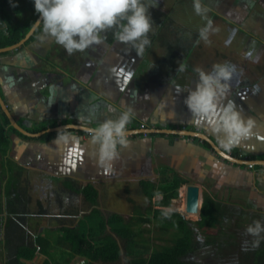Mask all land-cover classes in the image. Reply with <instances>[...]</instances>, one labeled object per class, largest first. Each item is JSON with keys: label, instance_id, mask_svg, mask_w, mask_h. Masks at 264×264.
Returning a JSON list of instances; mask_svg holds the SVG:
<instances>
[{"label": "crops", "instance_id": "obj_1", "mask_svg": "<svg viewBox=\"0 0 264 264\" xmlns=\"http://www.w3.org/2000/svg\"><path fill=\"white\" fill-rule=\"evenodd\" d=\"M258 24L264 27V18ZM53 41L39 32L23 44L0 51V95L12 118L0 106V123L9 135L7 158L29 172L27 181L33 187L34 211L38 210L36 199L46 201L44 209L49 215L45 220L57 222L55 215L65 210L53 209L60 204L53 200L56 194L51 193L65 191L59 184L63 179L77 181L80 187L93 184L102 201L110 199L114 194L112 189L116 191L117 186L130 197L134 195L146 201L141 183L158 187L180 177L185 181L178 189L180 194L189 183L199 186V212L203 193L207 192L225 208L235 211L228 212L231 214L228 221H234L239 212H244L250 220L264 216L262 73H256L246 86L228 81L229 89L219 106L233 104L245 120L253 122V127L247 139L225 150L219 144L221 134L213 132L208 121L193 117L183 104L188 90L194 89L197 77L164 79L157 72V61L148 66L146 55L136 58L133 51L119 52L113 42L107 41L86 49L84 58L79 55L75 68L54 64L53 70L44 76L40 72H46L47 62L55 61L50 52ZM138 69L150 71L149 76L133 81V74L137 77L141 74ZM93 106H97L95 118L90 123L80 119L87 117ZM127 109L133 113L126 129L129 143L119 148V158L113 161L109 171L99 166L96 145L87 128L96 127L108 118L115 119ZM1 111L7 118L6 124ZM141 123L147 127L140 128ZM58 135L69 138L67 142H57ZM240 154L249 156L252 167L247 162L229 159ZM77 194L87 207L85 211L78 210L75 222L82 213L90 212L83 194ZM159 195H153L151 200ZM144 201L142 208L151 209V201L147 200V204ZM106 206L103 201L100 207L103 212L121 213ZM57 225L52 229L60 226ZM44 226L40 224L38 229Z\"/></svg>", "mask_w": 264, "mask_h": 264}, {"label": "trees", "instance_id": "obj_2", "mask_svg": "<svg viewBox=\"0 0 264 264\" xmlns=\"http://www.w3.org/2000/svg\"><path fill=\"white\" fill-rule=\"evenodd\" d=\"M18 1L13 0L15 4ZM7 7L13 8L9 0H0V15L5 23V28L0 29V48L15 44L25 37L39 16L34 10L32 0H26L28 10L23 20L14 19ZM41 29L42 27L38 28L36 33ZM111 31L113 35L115 29ZM1 115L6 124L7 118L2 111ZM8 149L9 135L0 124V157H3L0 159V200L2 195H5L8 198L5 204H12V208L6 205L7 215L0 216V260L3 264H53V250L56 248L59 256L66 262L68 256L78 255L85 258L87 264H115L122 258L126 259L127 264H264V234H261L259 246L254 247L253 241L257 238L245 231L255 220L264 224V216H255L250 220L245 218L244 212H239L234 221H228L231 215L228 212L235 211L225 208L207 192L203 193L199 219L195 221L185 218L181 206L179 211L182 214L178 211L154 209V218L159 216L157 220H161V227L173 226L175 234L170 245L152 249L149 239H138L143 231L149 232L139 226L152 221L147 215V209L128 217L118 212H103L100 208L103 201L99 198L96 186L86 184L80 187L75 181H65L64 185L68 189L83 194L85 201L92 208L87 215L91 217L100 213L103 217L99 220L98 228L91 225L85 227L87 222L81 219L84 215L75 222L78 209L72 212L68 206L69 212L65 209L60 217H56L60 225L55 230L58 237L44 235L42 228L38 230V227L49 215L44 209L46 201L36 199L38 210L34 211L35 206H31L34 202L31 196L33 187L27 179H22L23 176L19 173L21 167L7 157L4 158ZM6 174H9L7 183L2 189ZM183 183V178L175 177L168 184L161 183L158 187L150 183L148 185L147 182L141 184L148 200L151 201L155 194H161L157 204L164 207L169 206L172 199L177 197L178 189ZM183 190L186 192V187ZM3 211L5 210L0 209V213ZM89 223L93 224L91 221ZM32 230L34 234L31 233ZM199 247L212 249L208 258L190 259V254L197 252Z\"/></svg>", "mask_w": 264, "mask_h": 264}, {"label": "clouds", "instance_id": "obj_3", "mask_svg": "<svg viewBox=\"0 0 264 264\" xmlns=\"http://www.w3.org/2000/svg\"><path fill=\"white\" fill-rule=\"evenodd\" d=\"M12 7L16 4L9 0ZM39 19L32 24L61 45L69 55L83 52L105 39L102 33L115 29L113 37L117 42L131 45L138 54H143L150 44L148 34L152 31L153 19L150 9L158 0H32ZM194 12L205 16L208 9L201 0H193ZM3 23V22H0ZM212 22L199 30L200 38L207 41ZM185 66L180 67L184 71ZM198 80L194 89H189L183 104L198 120L209 122L213 132L221 134V148L230 150L251 135L253 122L245 120L233 104L220 107L219 101L229 89L228 81L232 69L225 64H214L210 71L194 69ZM181 90L178 88L177 93ZM109 111H115L112 108ZM97 106L88 110V116L80 119L90 123L95 118ZM132 110L127 109L115 118H108L96 127L87 128L91 141L96 145V157L100 167L111 170L112 163L119 158V148L127 146V125L132 118ZM69 137L58 135L57 142H67ZM246 233L255 237L253 246L258 247L264 224L253 221Z\"/></svg>", "mask_w": 264, "mask_h": 264}, {"label": "flooded vegetation", "instance_id": "obj_4", "mask_svg": "<svg viewBox=\"0 0 264 264\" xmlns=\"http://www.w3.org/2000/svg\"><path fill=\"white\" fill-rule=\"evenodd\" d=\"M201 2L208 9L203 17L194 12L193 0H158L157 6L150 9L154 23L152 31L148 34L150 44L145 47L143 54H138L131 45L111 39L113 36L111 30L102 33V36L105 37L103 41L113 42L119 52L133 51L135 55L137 54L136 58H139V55L148 57V52L151 51V48L154 49V57L150 59L145 57V62L148 59L149 66L154 64L153 60L157 61V72L167 80L198 78V73L194 69L210 71L214 64L228 65L232 69L230 80L240 86L249 85L258 72L264 76V27L258 24V20L264 18V0H201ZM190 4L192 5L191 13H189ZM183 5L188 8L186 10L188 13H184ZM193 17V22H191ZM208 20L212 22V29L205 41L200 38L199 30L206 25ZM0 21L3 22L1 15ZM37 29L34 30V35H36ZM39 32L43 33L42 29L37 33ZM186 35L188 40H186ZM50 52L53 56L52 60L55 61L47 62L46 72H40L44 76L49 74V70H53L54 64L62 65L68 69L75 68L77 59L80 58L79 55L82 58L85 56V51L69 55L55 41L50 47ZM43 64L44 61L41 65L43 66ZM182 65L185 66L184 71H180ZM149 69L152 70V67ZM138 70L141 74L138 77L133 74L131 76L133 81L143 80L150 74V71L145 69ZM120 75L123 74L120 73ZM6 157L8 155L4 158ZM243 157L245 156L240 154L236 158L244 159ZM23 172L25 171L23 170ZM28 173V171L25 175L21 173L22 179H28ZM3 179L6 184L8 179L6 175ZM64 182L63 179L59 184L61 188H65V191H53L51 195L56 194L57 196L53 200L60 204V207L64 208L63 210L70 206L69 211L75 212L77 211L75 209L85 211L87 204L82 199L80 200L76 192L68 189ZM75 182L79 184V182ZM47 185H51V183ZM22 186L24 187V185ZM51 200V198H47V201L51 202ZM89 209L91 210L90 207Z\"/></svg>", "mask_w": 264, "mask_h": 264}, {"label": "rangeland", "instance_id": "obj_5", "mask_svg": "<svg viewBox=\"0 0 264 264\" xmlns=\"http://www.w3.org/2000/svg\"><path fill=\"white\" fill-rule=\"evenodd\" d=\"M16 5L17 6H15L13 8L7 7V10L14 17V19L21 20L26 15V13H27L26 10H28V7H26V0H19L16 3ZM182 9L184 10V13H188L186 11L188 8L187 7L185 8L184 5L182 6ZM191 12H192V5L190 4L189 13H191ZM193 19H194V17L191 18V22H193ZM0 22H2V21H0ZM2 26L5 27L4 23H0V29H4ZM187 35H186V40H188ZM148 54H149L148 55L149 59L151 57L153 58L154 57L153 55L155 54V50L152 49ZM19 173L20 174L23 173L24 175L26 174V172H23L22 169L19 171ZM6 177L8 178V174H6ZM4 186H5V184L3 183L2 189L4 188ZM118 188L119 187L117 186L116 191L119 192V195H116V191L114 189H112V192H114V194L110 195L111 198L110 199H108V198L103 199L104 203H106L108 205L105 208L110 207L109 209L114 210V211H119L123 215H125L126 217L137 215V213L144 212L146 210V208H142V206H145V205H142V203H141L142 201H144L143 200L144 198L143 199H137V196H134V195H132V197H130L126 192H123V188L122 189H120L121 187L119 189ZM180 189H181V187H180ZM184 193H186V192H184ZM184 193L180 194V191H178L177 197L172 199L170 205L164 206L161 209L180 212L181 210L179 209V206H181V208H182L181 212H183V214L185 215V218H187L186 215L188 214L189 216L187 219L195 221V220H197V217H199V214L196 216V215H191L190 213H186L185 205H184V200H185ZM146 199L148 200V198H146ZM158 199H161V195L155 196L153 198V200H151L152 208L160 207V206L156 205V201ZM7 200H8L7 196L2 195V199L0 200V209L5 210V211L2 212L3 214L0 213V216H6L7 215V210H8L7 206L9 208L10 207L12 208V204H9V205L5 204ZM11 200H12V198L10 196V201ZM146 201H144L145 204L148 203ZM135 206H136V208H135ZM152 208L151 209L147 208L148 209L147 211H149L147 215L152 219V221L150 223L145 222V223H142L141 225H139L141 228L144 227V228L148 229L149 232L143 231V233L141 234V236L138 237V239H142V238L143 239H149V242L151 244L152 249L153 248H160L161 246H164V245H170L172 243L173 238H174L175 228L173 226H169V225H167L166 227H161V220H157V218L159 216H157V218L156 217L154 218V210H152ZM53 209L55 211H58V210L64 209V208H61L59 205H54ZM101 215L102 214H100V213L93 214L91 216L92 217L91 218L89 215H87V213H82L79 216V218L83 216L81 219H83L87 222V224H85L86 225L85 227L91 225L93 228H98L99 220L103 217ZM55 216L60 217L61 214L55 215ZM192 218H196V219H192ZM89 221L93 222V224L89 223ZM43 224L45 226L41 227L43 230L42 234L49 235L50 237H52L53 235H56L58 237V233L55 232V230L57 228H54V230H50L53 227L58 226L57 222H55V224H52L51 221L48 222L47 220L44 219ZM135 227H136V225H135ZM0 228H1V225H0ZM0 231L2 232V229H0ZM31 233L34 234V230H32ZM197 239H199V238H197ZM207 248L208 247H203V248L199 247L198 251L190 254L189 258L193 259V260H203V259L208 258L212 249H207ZM62 249H67V248L62 247ZM53 253L55 255V260H54L53 264H87L88 263V261L85 258H82L78 255L73 256V257L68 256L67 257L68 261L66 262L61 256H59V252H57V248L55 250H53ZM64 257H66V255ZM0 264H3L1 260H0ZM115 264H127V261L125 258H122L119 262H116Z\"/></svg>", "mask_w": 264, "mask_h": 264}, {"label": "water", "instance_id": "obj_6", "mask_svg": "<svg viewBox=\"0 0 264 264\" xmlns=\"http://www.w3.org/2000/svg\"><path fill=\"white\" fill-rule=\"evenodd\" d=\"M38 19H39V17L37 18V20ZM34 30L35 29L33 27H31V29L28 31V33L25 35V37L23 39H21L17 44H22L24 41H26V39L34 33ZM16 45H11L8 47L0 48V51L7 50V49L14 47ZM0 106L2 107L5 114H8L11 118V115H10V112L8 111L7 105L4 103L1 95H0ZM229 159L235 160V162L237 161L238 163L247 164L244 159H238V158L232 157V156H230ZM199 201H200L199 186L197 184H192V183L187 184L186 185V195H185V211L187 213H196V214L199 213Z\"/></svg>", "mask_w": 264, "mask_h": 264}, {"label": "built area", "instance_id": "obj_7", "mask_svg": "<svg viewBox=\"0 0 264 264\" xmlns=\"http://www.w3.org/2000/svg\"><path fill=\"white\" fill-rule=\"evenodd\" d=\"M141 127H144V125H141ZM244 156L245 157H243V158L248 163V167H252L251 160H250L249 156H247L246 154Z\"/></svg>", "mask_w": 264, "mask_h": 264}, {"label": "bare ground", "instance_id": "obj_8", "mask_svg": "<svg viewBox=\"0 0 264 264\" xmlns=\"http://www.w3.org/2000/svg\"><path fill=\"white\" fill-rule=\"evenodd\" d=\"M39 17V16H38ZM37 20V19H36ZM141 125H144V127H141ZM147 126L144 124V123H141L140 124V128H142V129H145ZM185 195H186V193H185ZM199 206H200V201H199ZM186 217L188 218V215H186Z\"/></svg>", "mask_w": 264, "mask_h": 264}]
</instances>
